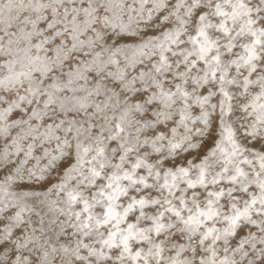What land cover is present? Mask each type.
Instances as JSON below:
<instances>
[{"label": "snow or ice", "instance_id": "snow-or-ice-1", "mask_svg": "<svg viewBox=\"0 0 264 264\" xmlns=\"http://www.w3.org/2000/svg\"><path fill=\"white\" fill-rule=\"evenodd\" d=\"M0 264H264V0H0Z\"/></svg>", "mask_w": 264, "mask_h": 264}]
</instances>
